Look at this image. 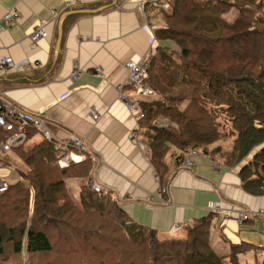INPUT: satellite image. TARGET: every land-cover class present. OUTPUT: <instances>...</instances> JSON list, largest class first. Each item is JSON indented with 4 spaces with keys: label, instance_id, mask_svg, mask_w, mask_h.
<instances>
[{
    "label": "trees",
    "instance_id": "1",
    "mask_svg": "<svg viewBox=\"0 0 264 264\" xmlns=\"http://www.w3.org/2000/svg\"><path fill=\"white\" fill-rule=\"evenodd\" d=\"M171 5L155 34L178 50L157 47L147 64L157 97L142 100L138 131L159 181L179 169L191 150H204L211 160L239 168L246 191L264 194V2L171 0ZM232 9L235 17L229 20L225 15ZM219 112L235 136L227 163L207 150L220 139ZM27 142L15 149L26 167L24 181L0 195V264L20 263L23 253L28 264H242L238 254L251 247L234 245L228 255H219L210 243L209 216L185 236L162 238L90 182L72 200L65 179L85 178L91 158L62 167L60 154L68 148L59 150L45 138ZM250 153L251 160L241 165ZM77 164H87L83 173L73 172Z\"/></svg>",
    "mask_w": 264,
    "mask_h": 264
},
{
    "label": "crops",
    "instance_id": "2",
    "mask_svg": "<svg viewBox=\"0 0 264 264\" xmlns=\"http://www.w3.org/2000/svg\"><path fill=\"white\" fill-rule=\"evenodd\" d=\"M140 5L136 0H0V21L10 10L17 14L11 26L0 28V58L38 62L26 70L0 66V93L28 113H44L54 143L75 134L83 138L95 159L89 157L85 178L65 179L72 200H79L82 185L95 182L130 218L162 238L184 236L196 221L209 216L210 243L219 255L246 244L251 247L238 254L239 261L258 264L264 258V194L246 191L239 168L201 154L192 167L166 172L160 182L148 145L138 143L145 142L139 134L138 142L132 139L141 122L120 99L118 86L124 85L121 93L131 99L142 97L125 85V64L147 65L150 50L160 46L176 50L174 42L154 37L155 30L165 26L164 15L150 4ZM41 19L47 20L48 37L34 41L31 35ZM76 68L81 73L73 77ZM67 151L75 157V150ZM86 167L77 164L73 172L83 173ZM214 201L263 214L244 222L223 218L210 211Z\"/></svg>",
    "mask_w": 264,
    "mask_h": 264
},
{
    "label": "built area",
    "instance_id": "3",
    "mask_svg": "<svg viewBox=\"0 0 264 264\" xmlns=\"http://www.w3.org/2000/svg\"><path fill=\"white\" fill-rule=\"evenodd\" d=\"M143 7L145 4H150L153 8H156L162 15L170 14L172 12L171 0H136ZM17 19V14L13 10L6 12L0 21V28L11 26ZM47 20L41 19L38 21L33 29L32 39L37 41L41 38L48 37V31L46 29ZM147 28V27H146ZM149 28V26H148ZM147 28V29H148ZM150 30V28L148 29ZM154 37L155 32H154ZM156 53V49L150 50V55L153 56ZM38 65L37 61L24 60L22 62L13 63L8 57L0 58V66L3 69L14 67L18 70H26L30 67ZM125 68L128 72V79L125 85L133 86L136 92L142 98H148L149 96L156 95V91L148 83V67L141 62L128 61L125 64ZM81 70L76 68L73 71V77L79 76ZM99 73V72H98ZM100 74V73H99ZM124 85L118 86L120 90V99L128 104L130 111L137 115L139 119L143 116V110L141 109V99H131L128 96L121 93ZM44 113H37L36 115L31 114L18 107L17 105L8 101L4 93H0V195L6 192L10 186L19 181H24L21 176L23 167L19 166L20 160L17 158L15 149L27 142L30 136V132L38 131L48 141H53V136L47 122L45 121ZM94 118H98V115H94ZM138 131L137 126L132 132V139L138 142ZM144 148L145 142H138ZM56 148L59 150L73 149L75 157L70 156L69 153L61 152L63 155L60 158L59 164L62 167L67 166L70 163L78 162V159H85L86 156H93L86 149L85 142L82 137L78 135H71L69 140L60 144H56ZM204 155L199 150H191L187 153L181 163L180 168H190L194 165V158L199 155ZM73 155V154H72ZM206 156V155H205ZM95 159V158H94ZM157 179H159L157 177ZM90 186L98 190L95 182H91ZM160 191L166 192V187H160ZM210 211L223 218H233L239 222L250 220L254 216L262 215L263 211H251L249 209L242 208L238 205H228L227 207L219 201H214L209 204ZM25 255V253H24ZM4 264H28L27 261L22 263L8 262Z\"/></svg>",
    "mask_w": 264,
    "mask_h": 264
},
{
    "label": "rangeland",
    "instance_id": "4",
    "mask_svg": "<svg viewBox=\"0 0 264 264\" xmlns=\"http://www.w3.org/2000/svg\"><path fill=\"white\" fill-rule=\"evenodd\" d=\"M235 13H236V10L232 9L225 16L227 19L231 20L233 17H235ZM160 41H162V40H160ZM176 50H178L177 46H176ZM160 123H164V122H162L161 120H158L157 124H160ZM218 124H219L218 129L220 131V139L218 142H216L215 145L213 144L209 148H207V150L209 152H213V150H214L216 152V154H215L216 158L224 161V163H227L228 158H227L226 154L231 152V150L233 148L232 146H233L235 136H233V133H231V123L225 118L224 114L220 113V112H219ZM33 133L34 134L28 139V142H27L28 144L33 143L34 141H38L39 139L43 138V135L40 132L33 131ZM213 148H215V149H213ZM201 151L203 152L204 150H201ZM251 158H252V154L250 153L246 158H244L240 162V164L242 165L246 162H249L251 160ZM18 159L20 160V158H18ZM226 159H227V161H226ZM19 166L24 167V169L26 168L21 160L19 162ZM158 176H160V175L158 174ZM184 232H186V231H183V233ZM177 236H183V235L177 234ZM51 256L52 255L48 256V258ZM39 257L46 259V255H40ZM21 261L22 262L23 261L28 262L26 254L25 255H24V253L22 254ZM22 262H20V263H22Z\"/></svg>",
    "mask_w": 264,
    "mask_h": 264
},
{
    "label": "water",
    "instance_id": "5",
    "mask_svg": "<svg viewBox=\"0 0 264 264\" xmlns=\"http://www.w3.org/2000/svg\"><path fill=\"white\" fill-rule=\"evenodd\" d=\"M75 12V11H74ZM76 12H79V11H76ZM60 41V40H59ZM58 47H57V49L59 50V47H60V43H58V45H57Z\"/></svg>",
    "mask_w": 264,
    "mask_h": 264
}]
</instances>
